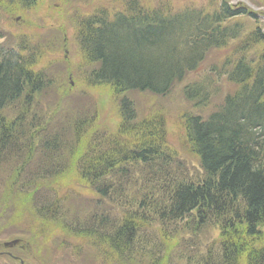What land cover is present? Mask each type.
I'll return each mask as SVG.
<instances>
[{
	"label": "trees",
	"instance_id": "1",
	"mask_svg": "<svg viewBox=\"0 0 264 264\" xmlns=\"http://www.w3.org/2000/svg\"><path fill=\"white\" fill-rule=\"evenodd\" d=\"M127 8L128 16L118 22H85L84 27L92 35H80L79 43L84 53L99 64L90 77L95 84H108L116 92L148 90L161 96L195 72L210 51L237 40L241 34L238 25L229 28L224 23L245 14L243 8H230L223 2L212 13L192 9L149 12L133 1ZM95 23L100 25L94 26ZM246 39L242 37L238 42ZM255 39L262 37L258 34ZM247 50L248 46L236 47L234 54L243 57ZM238 60L233 63L224 59L217 68L211 66L203 77L209 83L213 74L223 76L234 86L215 112L206 119L191 113L183 115L185 137L199 160L201 172L197 178H188L181 170L171 172L173 153L169 150L170 155L166 154L164 149L154 151H159L158 142L155 147L152 143L141 144L138 130L151 133L153 120L146 126L140 125V129L139 125L132 126L135 112L124 98L120 100L119 126L133 146L127 150L121 134L110 135L105 141L101 138L95 146L102 151L92 149L86 159L81 158L79 172L99 198L112 192L116 200L124 202L127 211L122 212L119 224L110 226L99 221L103 226L100 229L76 221L72 228L77 234L108 241L117 255H148L145 257L155 264L164 255L151 256L164 254L165 249L159 246L151 219L157 221L158 233L163 236L160 240L178 231L196 234L212 225L219 229L220 240L206 243L202 250L180 244L174 257L179 256L186 264H264V62L248 65ZM22 61L19 52L0 46V111L9 104L20 105V101L31 104L33 93L46 85V76L26 69ZM200 82L186 84L182 89L184 99L195 108L205 103L199 101ZM20 110L26 117L27 109ZM18 129L0 122V155L5 152L7 159L13 155L5 149L13 146ZM30 129L34 132L33 127ZM163 139L162 131L157 141ZM100 143L103 147H99ZM40 145L48 150L44 155H50L44 158L54 159L57 141L44 137ZM5 161L0 158V165ZM132 163L148 165L154 172L151 181L158 185L152 193L130 198L121 187L112 190L114 186H109L113 180L105 172L126 170V165ZM127 180L124 177L117 182ZM41 203L45 213L51 207L58 211L63 205L57 196L52 202ZM60 218L57 212L55 220L59 222Z\"/></svg>",
	"mask_w": 264,
	"mask_h": 264
},
{
	"label": "rangeland",
	"instance_id": "2",
	"mask_svg": "<svg viewBox=\"0 0 264 264\" xmlns=\"http://www.w3.org/2000/svg\"><path fill=\"white\" fill-rule=\"evenodd\" d=\"M141 1L171 12L185 8L210 12L220 2H225L232 8L240 6L253 12L256 26L264 33V0ZM99 10H104L106 17H102V21L109 24L113 14L124 8H121V3L119 5V0H36L31 7H23L17 0H0V45L16 49L23 56L37 57L36 69H42L46 78L51 80V85L34 97L32 112H42L45 122L34 126V134L37 137V133L43 129L47 133H40L43 137L36 140L41 141L44 136L52 137L53 134L58 136V152L53 155V161L46 160L44 157L49 154L41 155L39 149L34 165H29L32 161L25 157L24 171L19 169V163L13 156L0 165V264H153L145 257L148 255L138 252L129 256L114 254L108 241L95 235L88 237L77 234L72 228L76 221L100 229L103 226L99 225V221H106L112 226L123 219L122 212L126 208H123L122 200H116L117 196L112 192L99 198L93 193L92 185L81 179L79 174L84 152L101 138H106L107 133H113L119 116L116 104L122 94L133 102L137 120L152 117L155 112L162 120L157 124L151 122V133L138 130L137 138L141 144L152 143L155 147L158 142L161 150L170 148L174 153L175 166L190 173L196 171L197 161L185 138L182 116L189 112L210 113L219 105L223 95L209 96L206 105L192 108L182 96L184 82L195 78L191 74L186 75L183 82L175 84L165 96L139 91H127L115 96L109 86L90 87L85 76L95 65L89 63L77 47V30L80 25L84 26L86 17ZM245 25L249 29L253 22L248 20ZM213 52L216 54L220 50ZM231 88L226 85L225 91L229 92ZM16 110L15 106L6 108L0 111V115L11 118ZM77 125L85 135H92L93 129L97 141L88 136L79 140L80 137L74 133ZM162 131L164 139L159 142L157 138L160 140ZM99 147H103V144L100 143ZM43 159L45 165L41 163ZM126 167L125 177L129 179L131 174L129 183L111 181L107 184L114 186L112 190L121 187L129 197L139 190L152 193L149 166L132 163ZM32 172L37 177L35 181L30 176ZM105 173L110 180H124L119 171ZM44 194L63 200V215L59 213V222L55 220L57 212L45 213L44 208H37ZM150 221L151 227L157 230L159 246L165 249L164 254L151 256L164 255L161 260L158 257L155 264H183L179 256L174 257L180 244L202 250L206 243L218 238L217 228L208 225L203 232L193 234L178 231L160 240L163 236L158 233L157 221ZM4 242L8 244L4 245ZM155 249L157 252L158 249Z\"/></svg>",
	"mask_w": 264,
	"mask_h": 264
},
{
	"label": "bare ground",
	"instance_id": "3",
	"mask_svg": "<svg viewBox=\"0 0 264 264\" xmlns=\"http://www.w3.org/2000/svg\"><path fill=\"white\" fill-rule=\"evenodd\" d=\"M80 35L91 36L92 34L90 33V31L87 28H85L83 26L81 28V30H80ZM215 67L217 68L218 65H216ZM195 72L199 73L197 70ZM209 96H214V95L212 93H210V92H203V93L200 94L199 101L204 103V102L207 101ZM124 99L128 103H130L132 108H133V110H135L134 104L132 102H130L128 99H126V98H124ZM23 103H21L20 105H17V104H9L8 105V108H11V107H14V106L17 107V110H16L15 114L11 118H6L4 116H0V122H3L4 124H7V126H17V128H19L18 129L19 132L16 134V139L12 143L13 146L9 147L8 149H5V151L8 150L6 152H8V153L13 155V157L15 158V161L17 163H19V169L22 170V171H24V162L26 161L25 157H28L29 160L32 161L29 165H31V164L34 165L36 163V161H37L36 160V153H38L39 149H40L39 152H40L41 155H44L46 152H48V150L44 151V148L42 146L38 145L37 140H36L37 139L36 138V134H34V132L29 127V118L28 117H24L21 114V112L19 111V109H21V108L22 109L24 108V109L28 110L30 107H33L34 106V101L31 104H29V105L28 104H23ZM155 113L156 114H154L152 116V120H153L154 123L157 124L160 121V118H159L158 112H155ZM31 118L33 120L37 121L40 124H44L45 123V122H43L42 112H40V111L38 113H36L35 115H33ZM83 120H85V119H83ZM135 126L137 127L138 125H135ZM140 128H141V126L139 125L138 129H140ZM42 132H44L45 135H47L45 129H43L41 131V133ZM74 133H75L76 137H80L79 140H81L83 138V136H88L90 139L97 141V138H94L93 129H92V135H85V132L80 130L79 126L77 125V127L75 128V132ZM13 135L15 136V134H13ZM44 137H47V136H44ZM128 146L132 147L131 145H128ZM154 151L160 152L161 149L159 148V151H157L155 149ZM87 157H88L87 156V152L85 151L84 154L81 156V158L86 159ZM0 158L3 159V160H8L7 156L5 155V152L0 155ZM84 159H83V161H84ZM41 163L44 164V165L46 164L44 159L42 160ZM80 172H79V174H80ZM30 176L34 177L33 176V172H32V174ZM80 178L82 179L81 174H80ZM50 192H52V190ZM40 198L41 199H40V202H39L37 208H39V207H40V209L44 208L43 207V203H41L42 200H46L48 202H52V198H49L45 194L43 196L41 195ZM47 211H51V212L56 211V212L61 213L63 215L62 209L57 211V210H54L53 207H51Z\"/></svg>",
	"mask_w": 264,
	"mask_h": 264
}]
</instances>
